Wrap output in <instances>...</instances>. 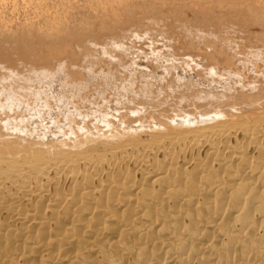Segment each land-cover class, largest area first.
I'll return each mask as SVG.
<instances>
[{"label": "rangeland", "instance_id": "1", "mask_svg": "<svg viewBox=\"0 0 264 264\" xmlns=\"http://www.w3.org/2000/svg\"><path fill=\"white\" fill-rule=\"evenodd\" d=\"M263 92L264 0H0V180Z\"/></svg>", "mask_w": 264, "mask_h": 264}, {"label": "bare ground", "instance_id": "2", "mask_svg": "<svg viewBox=\"0 0 264 264\" xmlns=\"http://www.w3.org/2000/svg\"><path fill=\"white\" fill-rule=\"evenodd\" d=\"M234 100L11 164L0 264H264V92Z\"/></svg>", "mask_w": 264, "mask_h": 264}]
</instances>
